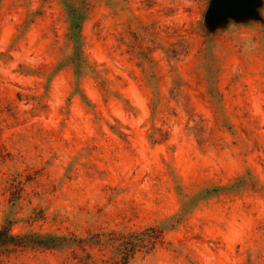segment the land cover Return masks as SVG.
Segmentation results:
<instances>
[{
  "label": "rangeland",
  "instance_id": "rangeland-1",
  "mask_svg": "<svg viewBox=\"0 0 264 264\" xmlns=\"http://www.w3.org/2000/svg\"><path fill=\"white\" fill-rule=\"evenodd\" d=\"M86 2L75 68L60 0H0V226L157 227L129 264H264V0Z\"/></svg>",
  "mask_w": 264,
  "mask_h": 264
},
{
  "label": "trees",
  "instance_id": "trees-1",
  "mask_svg": "<svg viewBox=\"0 0 264 264\" xmlns=\"http://www.w3.org/2000/svg\"><path fill=\"white\" fill-rule=\"evenodd\" d=\"M67 15V38L72 43L74 53L72 64L75 68L83 65L81 57V26L87 17L89 3L87 0H60ZM163 228L147 227L128 232H99L89 234L85 238L60 237L56 235H25L11 234L6 224L0 226V258L17 251L31 250H62L77 247L83 253L76 257L77 264H129L137 255L152 253L160 243ZM97 251L98 258H94L88 251ZM1 260V259H0Z\"/></svg>",
  "mask_w": 264,
  "mask_h": 264
},
{
  "label": "water",
  "instance_id": "water-1",
  "mask_svg": "<svg viewBox=\"0 0 264 264\" xmlns=\"http://www.w3.org/2000/svg\"><path fill=\"white\" fill-rule=\"evenodd\" d=\"M232 2H237L239 4L243 3V0H218V12L227 8Z\"/></svg>",
  "mask_w": 264,
  "mask_h": 264
}]
</instances>
